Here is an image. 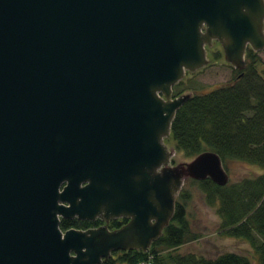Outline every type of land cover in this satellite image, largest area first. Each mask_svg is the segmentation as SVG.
Listing matches in <instances>:
<instances>
[{
    "label": "water",
    "instance_id": "1",
    "mask_svg": "<svg viewBox=\"0 0 264 264\" xmlns=\"http://www.w3.org/2000/svg\"><path fill=\"white\" fill-rule=\"evenodd\" d=\"M214 40L243 69L264 0H0V264L147 251L186 178L229 182L216 151L173 164L164 141Z\"/></svg>",
    "mask_w": 264,
    "mask_h": 264
},
{
    "label": "trees",
    "instance_id": "2",
    "mask_svg": "<svg viewBox=\"0 0 264 264\" xmlns=\"http://www.w3.org/2000/svg\"><path fill=\"white\" fill-rule=\"evenodd\" d=\"M245 67L235 69L234 80L204 93L191 94L177 109L171 123L176 148L193 157L207 149L216 151L225 168L227 159H239L262 168L255 176L218 185L198 180L208 205L215 206L222 234L248 240L255 262L248 256L226 252L214 258L193 252L174 253L181 244L195 239L186 218L184 201L176 199L173 216L148 251L118 250L100 264H135L153 254L151 264H264V77L257 71V52L245 51ZM226 169V168H225ZM178 198L185 194L179 192ZM126 218L113 219L111 228ZM99 220L61 219L60 228L86 229Z\"/></svg>",
    "mask_w": 264,
    "mask_h": 264
},
{
    "label": "rangeland",
    "instance_id": "3",
    "mask_svg": "<svg viewBox=\"0 0 264 264\" xmlns=\"http://www.w3.org/2000/svg\"><path fill=\"white\" fill-rule=\"evenodd\" d=\"M257 55L259 61L256 64V69L264 77V49L257 51ZM206 57L208 63L204 67L193 72H186L184 78L174 85L173 95L204 93L219 86L228 85L234 80V68L225 60L219 41L214 40L210 46H206ZM164 141L168 147L175 148L171 163L191 159L182 150L176 148L175 141L171 136L165 138ZM225 168L229 175V181H237L262 172V168L256 164L233 158L225 161ZM180 191L185 194V197L178 198L177 196L176 199L184 201L186 218L191 231L197 237L181 244L172 252L179 254L193 252L206 258L233 252L246 255L255 262L254 249L248 240L222 234L216 207L205 202L198 180L186 178Z\"/></svg>",
    "mask_w": 264,
    "mask_h": 264
},
{
    "label": "built area",
    "instance_id": "4",
    "mask_svg": "<svg viewBox=\"0 0 264 264\" xmlns=\"http://www.w3.org/2000/svg\"><path fill=\"white\" fill-rule=\"evenodd\" d=\"M153 261V254L149 253L147 255V258L139 260L138 262H136L135 264H151Z\"/></svg>",
    "mask_w": 264,
    "mask_h": 264
},
{
    "label": "flooded vegetation",
    "instance_id": "5",
    "mask_svg": "<svg viewBox=\"0 0 264 264\" xmlns=\"http://www.w3.org/2000/svg\"><path fill=\"white\" fill-rule=\"evenodd\" d=\"M70 219H74V218H70ZM76 219H77V218H76ZM117 219L120 220V219H122V218H117ZM78 220H79V219H78ZM96 220H99L98 223H97V225H92V226H90V227H97V226H99V225L104 224V221L101 220V219H98V218L95 219V220H93V221H96ZM89 221H90V220H89ZM111 221H112V220H110V221L108 222V224H107V226H108L109 228H111V227H110V225H111ZM70 228H71V227H70ZM73 228H76V227H73ZM88 228H89V227H88ZM114 228H115V227H114ZM79 229H80V228H79ZM62 230H63V229H62Z\"/></svg>",
    "mask_w": 264,
    "mask_h": 264
}]
</instances>
